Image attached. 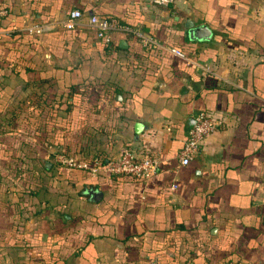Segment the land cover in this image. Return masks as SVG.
<instances>
[{"label": "crops", "instance_id": "crops-1", "mask_svg": "<svg viewBox=\"0 0 264 264\" xmlns=\"http://www.w3.org/2000/svg\"><path fill=\"white\" fill-rule=\"evenodd\" d=\"M73 8L83 16L67 27ZM0 10V123L26 109L0 126V264H264V0H0ZM92 13L158 44L124 31L107 43ZM187 18L211 39H190ZM34 92L41 117L28 114ZM199 111L220 124L182 165ZM127 143L158 150L148 178L54 159Z\"/></svg>", "mask_w": 264, "mask_h": 264}, {"label": "built area", "instance_id": "built-area-1", "mask_svg": "<svg viewBox=\"0 0 264 264\" xmlns=\"http://www.w3.org/2000/svg\"><path fill=\"white\" fill-rule=\"evenodd\" d=\"M161 3H168L172 0H157ZM3 10H0V13ZM83 16V12L79 8H73L65 23L67 27H73L76 21ZM88 22L95 30L97 37L109 43L111 33L114 31L129 32L141 39L144 44H158L156 40L148 35H145L138 28L133 27L121 21L116 16H105L99 14H89ZM41 26L36 24L28 27L29 31L40 30ZM171 51L182 54L181 50L176 47H171ZM220 122L218 119L211 116L205 111H199L194 116V121L190 125L186 138L178 151V160L182 165L188 164L197 154L204 138L214 131ZM55 161L66 169L82 168L88 170L91 174L104 172L107 174H126L135 179H146L152 175L160 163V154L158 150L142 144L135 148L133 145H125L120 151L101 162L99 157H94L91 162L80 161L72 155L64 153L62 150H57L54 153Z\"/></svg>", "mask_w": 264, "mask_h": 264}, {"label": "trees", "instance_id": "trees-1", "mask_svg": "<svg viewBox=\"0 0 264 264\" xmlns=\"http://www.w3.org/2000/svg\"><path fill=\"white\" fill-rule=\"evenodd\" d=\"M105 44L107 45V43H105ZM173 47H175V46H173ZM176 48H178V47H176ZM178 49L181 50L182 53H184V51L181 48H178ZM75 85H76V83H72V84L69 85V87H74ZM33 94L35 95V98H31V100H33L37 106H35L34 109H31V110L32 111L36 110L37 111V116L41 117L40 115L42 114V111L44 110V107L42 106V103L46 102L45 101L46 99L44 100L45 97L44 98L41 97L42 96V92H39V93L38 92H34ZM67 94L69 95L70 92L68 91ZM68 95H66V98H65V102L67 103L66 109H68V104H69L67 102L68 101ZM21 100H25V97H23ZM25 110H26L25 108H21V107H17V108L10 107V108H7V111L4 114V116H6V124L0 123V126L4 127L3 125H8V126L14 125L12 123L10 124V118H15L16 116L21 115V114L23 115V111H25ZM32 111H30V113H28V114H32V115L34 114L35 115V111L34 112H32ZM126 145H130V143H127ZM60 150H62L64 153H66L68 155L74 156L75 158H77L80 161H86V162H91L94 157H99L101 162H105L107 159L112 157V156H106V155H103V154H100V153H93V154H86V155L84 154V155L79 156L77 154H73L71 151H69L66 148H60ZM72 169H81L82 171L90 173L88 170L82 169V168H72Z\"/></svg>", "mask_w": 264, "mask_h": 264}, {"label": "water", "instance_id": "water-1", "mask_svg": "<svg viewBox=\"0 0 264 264\" xmlns=\"http://www.w3.org/2000/svg\"><path fill=\"white\" fill-rule=\"evenodd\" d=\"M185 27L188 30V35L190 39L198 40V41H206L211 39L212 37V30L211 28L205 24H195L192 18H187L184 23ZM194 119L191 123H193ZM138 132L139 130L136 129Z\"/></svg>", "mask_w": 264, "mask_h": 264}]
</instances>
